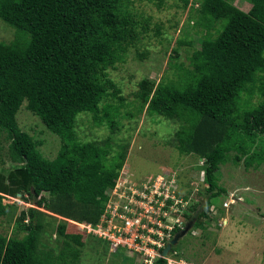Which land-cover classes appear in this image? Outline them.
<instances>
[{
    "label": "trees",
    "instance_id": "16d2710c",
    "mask_svg": "<svg viewBox=\"0 0 264 264\" xmlns=\"http://www.w3.org/2000/svg\"><path fill=\"white\" fill-rule=\"evenodd\" d=\"M116 1L0 0V20L14 30L10 43L0 42V132L8 140L9 161L17 165L0 182V217L8 208L1 203L2 196L20 195L61 219L98 222L107 201L104 191L118 177L128 146L109 138L81 144L71 123L76 114L90 113L96 126L102 122L110 133L115 130L118 108L101 104L117 91L97 77L120 62L126 45L137 39L131 17L114 11ZM257 2L264 7V0ZM197 16L195 25L205 30L218 19L228 23L214 41L206 36L200 40L189 57L191 71L182 87H160L150 96L151 84L143 79L133 94L139 110L148 102L149 113L177 122L172 144L179 154L203 159L204 208L187 216L193 228H201L210 201L225 193L217 185L219 166L228 160L237 163L241 156L249 166L256 156L248 154V143L254 140L251 130L264 135L263 83L259 81L257 87L260 103L236 114L239 93L259 71L255 50L233 38L237 10L225 0H202ZM107 89L111 94H106ZM23 101L25 109L58 137L59 149L51 161L40 156L36 144L16 125L15 114ZM233 149L238 155L229 158ZM44 216L27 208L18 216L21 237L0 233V264H76L79 251L73 245L83 246L79 237L73 243L64 238L56 253L40 247V233L47 227ZM178 230L175 227L171 234ZM63 233L61 223L56 234ZM97 240L107 250L108 242ZM152 264L165 263L158 259Z\"/></svg>",
    "mask_w": 264,
    "mask_h": 264
},
{
    "label": "rangeland",
    "instance_id": "374dc122",
    "mask_svg": "<svg viewBox=\"0 0 264 264\" xmlns=\"http://www.w3.org/2000/svg\"><path fill=\"white\" fill-rule=\"evenodd\" d=\"M201 2L202 0L114 2L113 9L118 16L124 14L126 18L131 17L137 38L126 45L120 62L107 66L97 77L101 83L111 84L117 91L114 97L106 96L101 104L118 108L114 117L115 130L110 133L102 122L96 126L90 113L76 114L71 123L75 140L81 144L100 143L106 138L111 143L121 141L127 144L122 168V176L127 178L124 186L131 187L134 181H149L150 177L162 175L164 184L157 179L153 180L150 195L167 193V196L173 197L172 202H180L175 217L182 220V228L188 223V215L194 216L200 208H204L206 185L203 180V159L192 154H179L172 144L174 133L178 129L177 122L149 113L148 102L139 110L133 94L137 91V84L143 79L151 84L150 96L160 87L168 90L181 88L188 78L187 73L191 71L189 57L199 48L200 40L206 36L214 41L225 31L228 20L218 19L208 30L195 25ZM225 2L238 13L233 38L257 53L256 65L259 71L245 91L239 93L235 105L236 114L241 115L261 101L257 87L259 83L264 84V7L257 0ZM13 38L14 30L0 20V42L8 44ZM111 92V89L106 90L108 95ZM117 98H121L122 102ZM25 104L23 101L15 114L16 125L36 144L40 156L51 161L59 149L58 137L26 110ZM251 134L254 135V140L251 144L248 143V154L256 155L252 163L245 165V157L241 156L237 163L228 160L219 166L217 185L225 193L210 201L211 206L200 219L201 228L191 226L174 245L176 254L172 257L175 261L181 264H264V135L255 130H251ZM7 146L8 140L0 132V182L5 181L7 173L17 166L9 161ZM227 155L232 158L238 153L233 149ZM117 183L119 186L123 184L120 178H117ZM159 188L164 191L160 192ZM1 203L8 205L5 215L0 217V233L6 237L22 236L18 216L20 212L31 208L46 215L43 220L47 227L40 233V247L56 253L64 238L73 243L79 237L83 246L73 245L79 251L76 264L141 262L139 256L120 251V248L104 249V245L99 244L96 238L87 236L78 223L38 209L29 201H23L20 195H3ZM61 223L64 224V233L59 237L56 228ZM105 231L106 228H103L102 232ZM130 258H133L131 263Z\"/></svg>",
    "mask_w": 264,
    "mask_h": 264
},
{
    "label": "built area",
    "instance_id": "2783aa9c",
    "mask_svg": "<svg viewBox=\"0 0 264 264\" xmlns=\"http://www.w3.org/2000/svg\"><path fill=\"white\" fill-rule=\"evenodd\" d=\"M122 175L121 169L117 178L123 184L119 186L116 178L114 184L106 189L108 193L104 191L107 201L98 222L78 226L85 230V234L108 242L110 250L124 249L139 256L142 264H151L162 258L161 250L171 239V231L175 227L180 228L181 221L175 217L180 202H172L173 197L167 196V193L150 195L153 180L164 184L162 175L150 177L149 181H134L131 187L124 186L127 178ZM159 189L160 192L164 191L163 188ZM103 228H106L105 232H102ZM166 263L181 264L172 259H166Z\"/></svg>",
    "mask_w": 264,
    "mask_h": 264
},
{
    "label": "water",
    "instance_id": "95a60500",
    "mask_svg": "<svg viewBox=\"0 0 264 264\" xmlns=\"http://www.w3.org/2000/svg\"><path fill=\"white\" fill-rule=\"evenodd\" d=\"M191 225H192V222L186 224L182 230H180L179 232H177L172 237V239L165 245L164 249L161 251L162 256H164L167 253V251L170 249V247L171 246H174L178 242V240L182 236H184L186 234L187 230L191 227Z\"/></svg>",
    "mask_w": 264,
    "mask_h": 264
},
{
    "label": "clouds",
    "instance_id": "9594fccd",
    "mask_svg": "<svg viewBox=\"0 0 264 264\" xmlns=\"http://www.w3.org/2000/svg\"><path fill=\"white\" fill-rule=\"evenodd\" d=\"M122 168H123V167H122ZM181 221H182V220H181ZM72 222H73V221H72ZM190 222H192V224H193V220L188 221V223H190ZM73 223H74V222H73ZM188 223H187V224H188ZM78 224H85V223H78ZM184 226H185V225H184ZM184 226H183V228H184ZM191 226H192V225H191ZM181 228H182V223H181V225H180V228H178L179 230H178L177 232H179L180 230L183 229V228H182V229H181ZM177 232H176V233H177ZM176 233H174V235H175ZM174 235L172 234V237H173ZM172 237H171V239H172ZM95 238H96V237H95ZM97 239H99V238H97ZM171 239H170V240H171ZM99 240H101V239H99ZM170 240H169V241H170ZM169 241H168V242H169ZM108 246H109V245H108ZM164 247H165V246H164ZM173 247H174V246H171L170 249L167 251V253H166L164 256H162V254H161L162 258H159V259L163 260L165 264H167V263H166V259H172V260H174V258L172 257V256H173L172 253L174 252V255H175L176 252L174 251L175 249H174ZM108 249H109V247H108ZM163 249H164V248H163ZM163 249H162V250H163ZM173 249H174V250H173ZM162 250H161V251H162ZM157 260H158V259H157ZM155 261H156V260H155ZM174 261H175V260H174ZM175 262H178V263H179V261H175ZM152 263H153V262H152ZM152 263H151V264H152ZM140 264H142V263L140 262Z\"/></svg>",
    "mask_w": 264,
    "mask_h": 264
}]
</instances>
